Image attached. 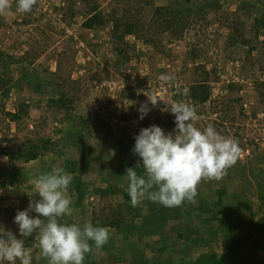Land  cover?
<instances>
[{
  "label": "rangeland",
  "instance_id": "374dc122",
  "mask_svg": "<svg viewBox=\"0 0 264 264\" xmlns=\"http://www.w3.org/2000/svg\"><path fill=\"white\" fill-rule=\"evenodd\" d=\"M93 4L107 22L95 37L82 28ZM157 9L175 25L160 26ZM132 22L138 34L120 41ZM183 26L175 36L172 31ZM151 38L154 49L145 43ZM0 54L5 230L15 224L17 211L39 199L36 175L60 166L73 176L74 210L62 223L103 226L112 213L125 218L119 229L107 227L108 243L93 245L84 264H264V0H36L29 13L10 0L0 13ZM161 75L172 79L164 82ZM199 82L207 85L211 101L194 105V125L217 130L213 121L224 118L217 132L235 140L238 135L246 148L222 179H203L194 200L165 207L143 199L133 206L125 173L140 161L132 152L134 137L144 126L175 128L167 124L173 115L161 111L163 101L149 102L142 120L141 103L153 95L184 101V88ZM230 84L235 88L228 92ZM62 95L66 105L58 103ZM227 96L239 99L229 111L223 109ZM31 144L36 160L15 158ZM32 238L26 246L32 264H48L38 234Z\"/></svg>",
  "mask_w": 264,
  "mask_h": 264
},
{
  "label": "clouds",
  "instance_id": "9594fccd",
  "mask_svg": "<svg viewBox=\"0 0 264 264\" xmlns=\"http://www.w3.org/2000/svg\"><path fill=\"white\" fill-rule=\"evenodd\" d=\"M18 11L29 13L36 0H16ZM10 8V0H0V13ZM168 82L170 75H161ZM184 95L189 89L184 88ZM163 101L162 112L174 115L175 128L166 132L160 126L141 128L134 137L132 152L140 158L135 167L126 169L128 194L131 204L137 206L146 199L165 207H178L185 200L198 195L203 179L220 180L240 156L239 142L224 137L212 125L203 130L194 125L198 119L194 105L184 101L165 102L153 95L141 103L139 119L151 111L149 102L156 106ZM142 169L138 173L137 169ZM73 176L60 166L38 173L33 181L39 199L17 211L13 222L20 237L39 236V248L48 264H84L85 256L95 248H102L110 239L107 227L91 222L62 223L61 218L71 216L73 201L69 195ZM38 215H30V213ZM32 249L25 240L17 238L11 230L0 227V264H32Z\"/></svg>",
  "mask_w": 264,
  "mask_h": 264
},
{
  "label": "trees",
  "instance_id": "16d2710c",
  "mask_svg": "<svg viewBox=\"0 0 264 264\" xmlns=\"http://www.w3.org/2000/svg\"><path fill=\"white\" fill-rule=\"evenodd\" d=\"M97 9H98V6L93 4L90 8V12L88 13L87 17L84 19L83 23H82V28L87 30V31H93L97 34V31L100 30L102 27H104V25L107 23L106 20H104L103 18V15H101L100 13L98 14L97 13ZM156 15L158 16L156 21L157 22H160V19L163 21L164 19V22L160 25V26H163L165 29L166 28H169L173 25H175L176 22H174L173 20H171L170 18H163L162 15L160 16L159 13H161V9H157L156 10ZM204 19L203 17L201 18V20ZM198 22V21H197ZM113 23H114V30H118L119 29V26H120V20L119 19H115L113 20ZM261 26H263V23L262 22H259ZM184 26L183 27H179L178 29H175L173 30L172 32L174 33L175 36H178L180 35L183 30H184ZM96 30V31H94ZM138 31H139V28L137 27L136 24H134V22L132 23H127L125 24L124 26V30L123 32L121 33V36H120V41H123L124 39V36L125 35H137L138 34ZM139 37V36H138ZM153 38L151 39H145V43L146 45H149L151 48H155V43H153ZM243 44L248 48L247 49V53L248 54H251L252 51H253V48L250 46L248 47L247 45L249 44V42L247 41H244ZM1 56V54H0ZM120 69L119 68H116V71L118 72ZM243 70V68H242ZM123 71V70H121ZM129 85H126L125 89H127ZM235 88V85H229L227 89L228 92H231L233 89ZM187 89H189V93L188 95H184V102H187L191 105H197V104H207L211 101L210 99V93H209V89L207 87V85L205 84V82H199V83H195L193 85H190L187 87ZM132 90L131 87H128V90L127 91V99H128V96L130 95V91ZM135 90V89H134ZM260 96H262V100H264V97L262 94H260ZM225 103H223V109H225L226 111H229L230 110V107L232 106L233 104V101L234 102H239V99H232L231 98H228L225 97L224 98ZM65 96L62 95L59 100H58V103H61L62 105H66L65 104ZM69 102V101H68ZM21 110L17 109V112L14 113L13 117L16 121L17 117H18V112L20 113ZM225 112V111H224ZM226 114V113H225ZM114 117H111L110 119L113 120ZM169 118L171 119L170 123H167L169 124V126H172L174 127L175 123H174V115L173 116H169ZM119 119V120H118ZM118 119H115V121L119 123H121V121H123L122 119L123 118H118ZM223 119L224 118H218V119H215L213 122H214V125L217 126V131H219V126L221 125L222 126V122H223ZM225 120V119H224ZM227 120V119H226ZM158 124V122H157ZM147 126H144L143 128H145ZM237 139L236 141L239 142V147L240 149H245L246 148V144L243 143L242 139H240V137L237 135L236 136ZM36 146L35 144H31L30 147L26 150V152L22 153L21 151H19L16 155H15V158H20V159H24V161H33V160H36L38 158V152L36 150ZM242 150V151H243ZM13 194H16L15 191H13ZM107 217V216H106ZM124 219L122 214H118V213H112L111 214V218H107L106 220H102V225L103 227H108L109 229H119V227L123 224L122 222H124ZM14 224V222H13ZM15 225V224H14ZM14 225L11 224L10 226V230L15 233V230H14ZM0 227H3L4 226H0ZM16 235V234H15ZM17 238H21L20 236H17ZM25 240V246H31L32 243H33V238L32 236L31 237H27L24 239ZM7 262V261H5ZM4 262V263H5ZM218 262H220L218 260Z\"/></svg>",
  "mask_w": 264,
  "mask_h": 264
},
{
  "label": "built area",
  "instance_id": "2783aa9c",
  "mask_svg": "<svg viewBox=\"0 0 264 264\" xmlns=\"http://www.w3.org/2000/svg\"><path fill=\"white\" fill-rule=\"evenodd\" d=\"M87 33H89V35L91 36V37H95L94 36V34H93V31H87ZM130 80H134V78H133V76L132 77H130ZM129 86L131 85L130 83L128 84ZM121 87L120 86H118V89H120Z\"/></svg>",
  "mask_w": 264,
  "mask_h": 264
}]
</instances>
